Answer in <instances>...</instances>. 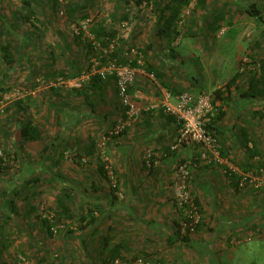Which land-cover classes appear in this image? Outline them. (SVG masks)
I'll return each instance as SVG.
<instances>
[{
    "label": "rangeland",
    "instance_id": "rangeland-1",
    "mask_svg": "<svg viewBox=\"0 0 264 264\" xmlns=\"http://www.w3.org/2000/svg\"><path fill=\"white\" fill-rule=\"evenodd\" d=\"M168 1L0 0V45L10 46L13 60L0 52V264H108L118 241L123 264L139 257L142 264H203L210 252V264H264V155L253 159L241 134L245 128L248 145L264 146V95L246 93L264 64V0H190L172 42L156 31ZM94 23L113 30V46L91 40ZM139 53L145 73L128 88L130 112L112 73L101 90L90 79ZM146 65L163 72L165 85ZM216 89L223 101L213 99ZM183 93L222 108L219 163L169 113ZM215 110L200 120L213 122ZM29 119L39 134L24 140ZM226 170L243 185L235 189ZM58 195L70 217L49 235L42 217L53 214ZM187 210L197 211L192 231L182 224ZM198 232L213 238L186 248ZM101 236L109 247L101 249Z\"/></svg>",
    "mask_w": 264,
    "mask_h": 264
},
{
    "label": "trees",
    "instance_id": "trees-1",
    "mask_svg": "<svg viewBox=\"0 0 264 264\" xmlns=\"http://www.w3.org/2000/svg\"><path fill=\"white\" fill-rule=\"evenodd\" d=\"M138 1H141V0H138ZM189 2H190V0H169L168 2H166L160 9V13H159L160 18L156 24L157 34H159L162 37H166V39L169 42H172L174 37L177 35L175 27L177 24V20H178L181 8H182V6L187 5ZM204 2H205V0H197L196 3L198 5L199 4L201 5ZM246 10L250 15L256 17L257 19H261V14H260L259 10H256L254 8H246ZM74 11H75V8L68 7L67 8V15L69 17H72L74 14ZM26 20H28V18H26ZM218 28H219V26H218ZM90 35L92 37L91 40H93V41L95 40L99 45H102L101 47L103 49H108L110 42L114 41L113 38L115 37V33L113 32V30L108 32L101 23H94L92 25V27L90 28ZM76 38L80 39L79 36H76ZM108 38H110L112 40H109ZM79 42H81V41H79ZM87 44H88L87 45V51L91 53V51L93 50L94 47H92V45L90 43H87ZM0 52H1L2 58L4 59V61L6 63H8L9 65L13 63L12 52H11L9 45H5V44L0 45ZM142 53H145V52L143 51ZM143 56H144L143 54L139 53V54H135V58H133V61H128V60H125V61L124 60L123 61L117 60V61L120 64H129V65L137 67L136 60H137V58L141 57L143 60V64L141 65V69L144 70V58H143ZM260 68L262 70V74L259 75L258 77L252 76L248 80V88H247L248 90L246 93L252 97L258 96V95L259 96L264 95V64L263 63L260 64ZM145 69H146L147 73L152 75L153 77H155L161 83V85H165V82H163L164 74L160 69H156V67H154L153 65H146ZM101 81H102V76L100 74L95 73L91 76L90 85L96 87V89H98V90H101L102 89ZM213 93H214L213 99L216 98L220 101L224 100L223 93L220 92V89H216ZM123 108H124V110L125 109L129 110L128 105L124 104ZM221 109L222 108L220 106H219V108H216V110H215L216 114H215L214 118H212L213 122H210V123L208 122L204 125V128L206 129V131L209 132L211 135H213L216 138V140L218 138V135H221L224 133L223 129L219 128L216 125L217 120L220 119V115L222 114ZM167 117H168V119L175 121V118L172 115H167ZM37 129H38V127L35 124H33V121H31V119H29L22 126V129H21V135H22L23 139L24 140H30V139L36 138L39 134V130H37ZM241 134H242L243 138L246 140L247 139V131L245 128H241ZM250 154H251V156H253V159L257 155H259V154H257V152H253V151H251L249 153V155ZM222 155H223V152H222ZM224 155H225V153H224ZM99 171H100V173H102V175H105V173H106V171L104 170V167L102 165L99 167ZM225 172H226V174L229 175L227 177L229 180H231L234 188L237 189V187L239 186L240 180L239 179L236 180V176L234 174H232L231 171L226 170ZM112 197L115 199L116 198L115 194L112 193ZM55 202H56L57 208L55 210H53L52 218L48 219L46 216L42 217V222H43L44 228L49 235L54 234V232L51 229L52 226H56L59 224H62L64 226L62 219L59 220V218L67 219L68 217H70V214L67 211L68 207H67L66 203L62 200L60 195L57 196ZM195 203L198 205L197 199H196ZM143 209H145V208H143ZM180 215H182V214L180 213ZM88 217L90 218L88 223L89 224L94 223L95 216L93 215L92 210L89 211ZM60 229L61 228H59L57 232H59ZM184 236H185V238H188V236H186V235H184ZM101 238H103V239H101ZM101 238H98V239H100L99 244L101 245V249H104L105 247H107L109 238L107 239L106 237H102V236H101ZM124 246H125V243L122 241H118V243H115L114 248H111V250H110V254H111L110 258L111 259L109 260L108 264H113V260L115 258H118L117 256L119 255V251ZM138 254H140V253H138ZM139 258H141V257H139ZM136 259H138V258H136ZM142 261H143V259H142Z\"/></svg>",
    "mask_w": 264,
    "mask_h": 264
},
{
    "label": "built area",
    "instance_id": "built-area-1",
    "mask_svg": "<svg viewBox=\"0 0 264 264\" xmlns=\"http://www.w3.org/2000/svg\"><path fill=\"white\" fill-rule=\"evenodd\" d=\"M113 41L110 42L109 46H113ZM115 59V58H114ZM137 67L129 65V64H120L112 62V65L108 67L107 72L100 71L99 74L104 77L106 73H112L115 77L116 88L118 94L120 95L121 102L125 105L129 106L130 112H133L131 104L129 103V95L128 88L131 84H133L135 80V76L138 72L145 73L143 69H141V65L143 64V60L141 57L136 60ZM152 76V75H150ZM175 106H169L168 110L170 114H173L178 122L181 124L183 128V134H189L191 138L195 141L204 142L211 148V153L215 162L219 163V146L216 138L206 131L204 128V123L202 122L201 117L205 116L207 113L213 115L215 108L211 105V99L208 96H200L196 102H193L192 98L183 93L175 98ZM182 134V135H183ZM181 142V138H178V142L171 146V149H175L177 144ZM260 178L258 179L261 182H264V164L259 168ZM254 181V180H253ZM252 181V182H253ZM256 181V178H255ZM243 185V182H239V187ZM186 199V198H185ZM185 203V202H184ZM182 205V204H181ZM182 213L184 217L188 218V221H183L182 224L189 228L190 231L194 230L196 223L198 221L196 214L193 210H187ZM48 219L52 218V214L47 216ZM63 225L59 224L56 226H52L51 229L54 233L58 231L59 228H62ZM139 264H142V259L139 258ZM113 264H123L119 258H115L113 260Z\"/></svg>",
    "mask_w": 264,
    "mask_h": 264
},
{
    "label": "crops",
    "instance_id": "crops-1",
    "mask_svg": "<svg viewBox=\"0 0 264 264\" xmlns=\"http://www.w3.org/2000/svg\"><path fill=\"white\" fill-rule=\"evenodd\" d=\"M247 135H248V133H247ZM260 136H262L263 138H264V130H260ZM243 137V136H242ZM243 140H244V142H246V144H244V147L247 149V151L250 153L251 151H253V152H257V154H259V155H264V149H263V147H261V146H258L254 141H253V145L251 146L250 144L248 145V142H249V139H248V136H247V139L245 140L244 138H243ZM263 143H264V141H263ZM246 164H248V162L246 163ZM198 175H200V173L198 174ZM221 214H223V213H221ZM220 214V215H221ZM208 215H210V216H213L212 215V213H210V214H208ZM227 216V215H226ZM261 218L264 220V214L261 216ZM213 224H215V225H213V227L214 228H216V230H217V228H219V231H217L218 233H221L222 234V232L224 231V229H222L221 228V225L222 224H217L216 223V221H215V219H214V221H213ZM221 230H223V231H221ZM118 236V234L117 235H115L114 237H117ZM210 236L208 235V234H202V233H197V235H195L194 237H191L190 239L191 240H193V242H191V243H188V247H186V248H193V247H195V245L197 244V245H200L199 244V242H198V240L199 239H201V240H206L205 242H209V240H211V238H213V237H211V238H209ZM194 238H196L197 240H195ZM186 242H188V241H186ZM110 243V242H109ZM107 247H109V245L107 246ZM106 247V248H107ZM105 249V248H104ZM122 250V249H121ZM185 250V249H184ZM181 254V253H180ZM179 254V255H180ZM184 255V254H183ZM183 255H180V256H183ZM186 258H188V259H191V257L190 256H188L187 254H186ZM189 262H190V260H188ZM213 262V258H212V255H211V252L208 254V257L207 258H204V260H203V264H210V262ZM185 262H187V260L185 259L183 262H181V263H184L185 264ZM200 262H201V259H200ZM189 264H191V263H189Z\"/></svg>",
    "mask_w": 264,
    "mask_h": 264
}]
</instances>
